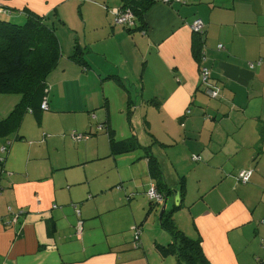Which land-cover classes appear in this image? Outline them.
I'll return each instance as SVG.
<instances>
[{
  "label": "crops",
  "instance_id": "obj_1",
  "mask_svg": "<svg viewBox=\"0 0 264 264\" xmlns=\"http://www.w3.org/2000/svg\"><path fill=\"white\" fill-rule=\"evenodd\" d=\"M97 1L106 8L87 5L88 0L80 5V21L70 28L66 44L52 17H66L60 10L68 0L0 1L7 11L0 17L9 21L22 23L28 11L45 17L62 49L47 79L49 109L27 112L17 132L0 137V264H183L161 227L164 216L159 218L161 231L158 226L140 231L133 211L128 222L115 218L126 200L114 198V188L122 182L114 183L112 177L130 171L133 178L135 164L129 162L131 152L113 153L109 131L115 141L130 139L123 138L124 120L122 115L114 118V107L121 114L127 107L128 114L134 94L141 95L135 103L148 101L172 126L163 141L155 138L153 144L161 141L166 152L185 159V167L172 175L169 168L174 167L161 161L168 155L159 148L156 158L144 147L145 159L149 162L151 153L160 169L159 179L150 167L145 171L152 183L147 196L149 186L143 184L144 197L153 202L148 214L166 204V214L172 212L178 228L201 240L211 264H264V0H158L145 13L142 30L132 32L117 22L116 11L125 0ZM91 7L98 9L99 18L88 22L85 10ZM197 19L205 25L198 57L191 28ZM77 45L85 65L73 58ZM203 68L210 72L216 97L207 93ZM71 87L77 96L68 92ZM98 88L104 101L93 106L80 101L84 91ZM4 97L0 95V121L20 101L15 97L7 105ZM85 112L93 115L89 126L80 127L88 134L68 137L67 131L78 127V114ZM137 142L134 151L143 148L140 137ZM189 160L197 164L186 167ZM242 173H250L249 182L241 181ZM153 189L159 194L163 189L164 200L152 201ZM180 194L178 211H185L186 224L167 207L171 197L178 203ZM13 215L19 216L16 224H10Z\"/></svg>",
  "mask_w": 264,
  "mask_h": 264
},
{
  "label": "trees",
  "instance_id": "obj_2",
  "mask_svg": "<svg viewBox=\"0 0 264 264\" xmlns=\"http://www.w3.org/2000/svg\"><path fill=\"white\" fill-rule=\"evenodd\" d=\"M157 1L125 0V4L119 8V11H130L132 24L122 26L129 32L142 30L145 13ZM25 17L24 24L0 20V95L20 97V101L11 113L0 121V137L17 132L27 112L40 113L43 111L41 106L45 102L48 104L50 92L48 76L62 56L58 35L55 28L47 23V19L32 11L26 12ZM140 23L141 26H139ZM195 34L197 39L194 42V51L198 57L204 48V30ZM79 48L77 45L78 52L73 58L85 65ZM109 134L115 155L132 152L138 148L139 144L135 139L115 141L113 132L109 131ZM5 148L7 151L9 145L7 144ZM148 159L153 177L159 179L160 169L157 161L151 153ZM161 194L164 195L163 189ZM183 198V194H180L179 202L173 212L181 208ZM163 216L161 227L172 237L174 241L172 252L176 254L178 260L183 264H211L202 251L201 240L188 238L176 225L172 212Z\"/></svg>",
  "mask_w": 264,
  "mask_h": 264
},
{
  "label": "rangeland",
  "instance_id": "obj_3",
  "mask_svg": "<svg viewBox=\"0 0 264 264\" xmlns=\"http://www.w3.org/2000/svg\"><path fill=\"white\" fill-rule=\"evenodd\" d=\"M83 1L84 0H68V2L60 10V11H62V10L65 11V13H63V14L66 17L64 19H62V18H60V14L57 17H52V19H54V21L56 23L57 33L60 36V38H62L64 44H66L65 42H67V37L69 40V34L71 33L70 28L75 27V25H77V21H80V16H79L78 11H79L80 5L83 3ZM90 2H96L100 6L103 5L104 9L106 8V4L101 2V1L88 0L87 5H91V4H89ZM85 12H86V19L88 20V22L95 21L96 17L99 18V11H98V9H96L94 7H91L87 11L85 10ZM60 19H62L65 23H60ZM0 20L9 21L6 16H1ZM54 21L52 20L51 22L53 23ZM13 23H16V22L13 21ZM24 23L25 22L23 20L22 23L18 22L16 24H24ZM80 23H82V22H80ZM107 88L110 90V95L112 97H118L119 98L120 94L115 89H112L111 87H107ZM94 90H96V89H94ZM94 90L88 89V90L84 91L82 100H80V101H82V103H84L86 100V103L90 104V106H93L94 104H96L99 101H101V102L104 101L103 89L98 88L99 93L97 91H94ZM68 92L77 96V88H75V87L68 88ZM9 97H14V98H12L9 101V100H7V99H10ZM15 97H19V96H17V95H5L4 101L7 102V105H11V103L13 102L12 100L15 99ZM150 97H151V95H147V97L145 99L148 100ZM139 98H141V95L139 96V95L134 94V100H133L134 103H133V105H131L132 108H131V110L128 111V114H126L127 107L125 109V112H122V114L117 107H114V110H116V115L114 114V118L116 117V119H118L119 116L122 115V119L124 120L123 125L120 126V130L122 131L121 132L122 134H123V131L124 132L126 131L127 135H126V137H123V138H132V139H135L137 141V139H139V137H140L141 145L143 146V148H141L140 150H136V151L129 153V155H130L129 162L131 164H135V165H133V168L132 167L130 168V170H132L134 173V177L133 178L130 177V175H132V173L130 171L128 174H127V172H125V174H123V172H120V174L114 173V175L112 177L113 178L112 182H114V183L115 182H119V183L122 182V184H119V186H117V188H114V192H116L114 195V198L119 200L120 195H122L123 197H125V200H126L123 203L125 207H123V208H121V210H119V214L117 216H115V218L123 217V219L121 221H124V219L126 218V220L128 222L133 218V215L130 214V212L132 213V211H133L134 217L136 215L137 220H139V222L137 223V226L138 225L142 226L140 231H143V230L146 231V230H149L150 228L153 229L154 226H158V229H160V231H161V227L159 225V218H160L161 212L163 210V207H162V209L160 208L156 212L152 211L150 214H148V211L151 207L150 204H152V203H151L150 199H148V197L145 198L143 195V191H144L143 184H147V186H149V189H147L145 191L146 196H147V191L151 190L150 186L152 185V183L147 178L148 172H145L146 168L148 169L150 166H149V162L145 159V156H144V155H146L144 147H145L146 151L148 150L151 153H153V155H155L156 158H159V155L155 154L154 151L159 149V148H160L159 151L165 153L164 154L165 156L168 155V157H164V160H161V161L163 164H167L169 166L174 167V168H169L171 170L172 175H173V171H175V168L185 167V165H184L185 159H182V161H181V159L179 157L180 161H177L178 158H176V157H177L178 152L177 153L175 151L174 152H172V151L166 152L168 150L165 146L161 145V141H163L162 138H164V136L168 132H170V129H172V126H170V123L168 121L166 123H164V121H163L164 116L161 115L160 113H158L157 111H155L153 109L154 107L150 108L148 106V103H149L148 101L142 102V104H144V105H142V104L140 105L141 101L139 103H135V100H138ZM0 99H2V98H0ZM75 100H78V99H75ZM116 101L121 103V99H117ZM135 104H139V106L137 107V105L135 106ZM78 115H79L78 116L79 118L74 122V125L78 126L77 129H70L66 133L68 135V137H70V138H74L73 135H75V132L76 133L78 132V134L84 135L85 132L82 129H80V127H82V126L85 127L86 124L89 126L88 119L93 118V115H91V113H87V112H85V114L82 113V114H78ZM128 116L130 117V119L127 118ZM92 120H93V123L97 122L96 119H92ZM99 128H101V129H99V130H101V133L106 131L102 127H99ZM173 132H174V130H173ZM86 134H88V133H86ZM155 138L158 140H161L159 142V145L153 144V143H155L154 142ZM143 156H144V158L141 159V157H143ZM171 160H175L176 164L172 163ZM138 162H140V163H138ZM190 163H191V165H190ZM199 163H201V162H199ZM180 164H182V165H180ZM188 164L190 166H192V165H196L197 163L189 160L186 163V167H188ZM184 169L185 168L181 169L182 172H185ZM120 175H125L126 177H130V178L126 179V180H125V178L119 179ZM180 175L185 176L186 174L180 173ZM193 178L196 179V177H193ZM132 197H133V199L130 201V198H132ZM175 205H177V203H176V201H174V197H171L168 200V204H167L168 210L169 211L172 210L175 207ZM127 212H129V214ZM154 213H157V215L155 216ZM174 213L176 214L175 216L177 218L179 217L178 219L183 224H186V221H188V220H187V218L184 219L185 217H187L186 214H184L185 211H181V210L178 211L177 210ZM182 214H184L183 217H181ZM148 218H149L148 222H145L146 219H148ZM156 219H157V223H155ZM142 223H143V225H141ZM144 223H146V224H144ZM136 230L137 229H135V231H134L135 234L137 233ZM130 231H131V228H130ZM187 236L190 237L189 235H187ZM190 238H193V237H190Z\"/></svg>",
  "mask_w": 264,
  "mask_h": 264
},
{
  "label": "built area",
  "instance_id": "obj_4",
  "mask_svg": "<svg viewBox=\"0 0 264 264\" xmlns=\"http://www.w3.org/2000/svg\"><path fill=\"white\" fill-rule=\"evenodd\" d=\"M163 2L165 3H181L183 0H162ZM0 12H6L4 11L2 8H0ZM116 15H117V22L121 25H129V24H132L131 20H132V15L130 13V11L128 10H123V11H116ZM193 32L195 33H199V32H202L204 30V23L201 19H197L193 22L192 26H191ZM220 49L224 48L223 45H220L219 47ZM202 72V80H203V83L205 85H207V93L211 96V97H216L217 95V92L215 90H213V88H209L211 87L209 85V79H210V72L207 68H203L201 70ZM41 109L42 110H47L48 109V104L45 102L43 103V105L41 106ZM75 139H82V135L80 134H77V135H74ZM6 148H4L5 150ZM196 159V157L194 158ZM249 178H250V173H242L241 174V181L243 183H247L249 182ZM150 198L152 201H161L162 200V196L161 194H159L155 189H153L151 192H150ZM18 215H13L11 221H10V224L13 223V224H16L17 221H18ZM138 230V229H137ZM78 232H82V222H79V225H78ZM136 241H138V236H136L135 238Z\"/></svg>",
  "mask_w": 264,
  "mask_h": 264
},
{
  "label": "water",
  "instance_id": "obj_5",
  "mask_svg": "<svg viewBox=\"0 0 264 264\" xmlns=\"http://www.w3.org/2000/svg\"><path fill=\"white\" fill-rule=\"evenodd\" d=\"M161 196H162V200H164V195L161 194ZM166 213H167L166 204H164L163 205V210H162L161 215H160V218Z\"/></svg>",
  "mask_w": 264,
  "mask_h": 264
}]
</instances>
